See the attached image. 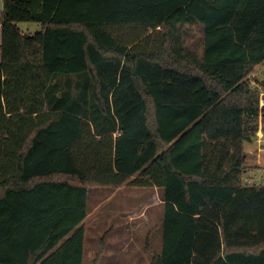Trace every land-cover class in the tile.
<instances>
[{
    "label": "trees",
    "instance_id": "trees-1",
    "mask_svg": "<svg viewBox=\"0 0 264 264\" xmlns=\"http://www.w3.org/2000/svg\"><path fill=\"white\" fill-rule=\"evenodd\" d=\"M1 1L0 264H83L90 189L123 185L159 192L150 264H264V0Z\"/></svg>",
    "mask_w": 264,
    "mask_h": 264
},
{
    "label": "rangeland",
    "instance_id": "rangeland-1",
    "mask_svg": "<svg viewBox=\"0 0 264 264\" xmlns=\"http://www.w3.org/2000/svg\"><path fill=\"white\" fill-rule=\"evenodd\" d=\"M18 26L23 33L25 30L30 33L40 31V27L35 24L22 23ZM247 81L250 90L259 95L262 107L264 68L257 66ZM262 127L259 123V128ZM244 148L246 153L252 154L249 157L250 164L257 161L262 163V168L249 171L245 177L243 175V179L249 181L244 183L264 186V139L261 153H257V141L246 144ZM90 190L89 215L84 222L83 264H92L98 253L100 258L97 264H150L151 254L147 248L150 247L156 254L162 250V210L161 206H157L159 194L154 193V202L153 189L142 190L128 186L116 193L93 188ZM130 218H136L134 223H131Z\"/></svg>",
    "mask_w": 264,
    "mask_h": 264
},
{
    "label": "crops",
    "instance_id": "crops-1",
    "mask_svg": "<svg viewBox=\"0 0 264 264\" xmlns=\"http://www.w3.org/2000/svg\"><path fill=\"white\" fill-rule=\"evenodd\" d=\"M2 11V10H1ZM24 34H34V33H30L29 31H24ZM262 127V126H261ZM261 135V136H260ZM258 136H260L261 138H259ZM258 136L256 137V139H255V141H257V147H258V152L257 153H261L263 150H262V140L264 139V131H263V127L262 128H259V130H258ZM255 141H253V142H255ZM249 144H251V143H249ZM246 145V144H245ZM245 147V146H244ZM244 150H245V148H244ZM246 153V152H245ZM250 156H252V154L251 153H246V162H245V165H246V167H247V169H246V171H245V173H244V177L245 176H247V174H248V172L249 171H251V170H254V169H258V168H262V163L260 162V161H257L256 163L255 162H253V163H249V157ZM244 182H247V183H249V181L248 180H246L245 178H244ZM126 187H128L127 185H123V186H121L120 188H118V189H116V190H114V191H111V190H109V189H100L101 191H109V192H111V193H116V192H118V191H120L121 189H123V188H126ZM149 189H152V188H149ZM149 189H142V190H149ZM97 190H99V189H97ZM157 192V193H156ZM90 193V192H89ZM154 193H156V194H159V192H158V190L157 189H153V198L155 199L154 200V202L156 201V195L154 194ZM149 195V194H148ZM147 195V196H148ZM152 198V197H151ZM159 204H157V206H161V200H160V195H159ZM161 210H162V206H161ZM89 215V214H88ZM87 218H88V216H87ZM86 218V219H87ZM136 219V218H135ZM135 219L134 218H130V221H131V223H134V221H135ZM86 221V220H85ZM84 221V222H85ZM133 225V224H132Z\"/></svg>",
    "mask_w": 264,
    "mask_h": 264
}]
</instances>
